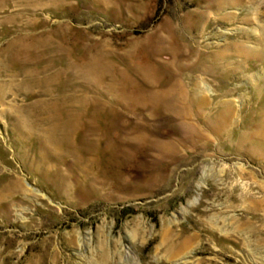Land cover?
I'll list each match as a JSON object with an SVG mask.
<instances>
[{"label":"rangeland","instance_id":"rangeland-1","mask_svg":"<svg viewBox=\"0 0 264 264\" xmlns=\"http://www.w3.org/2000/svg\"><path fill=\"white\" fill-rule=\"evenodd\" d=\"M0 101V264H264V0H0Z\"/></svg>","mask_w":264,"mask_h":264},{"label":"bare ground","instance_id":"bare-ground-1","mask_svg":"<svg viewBox=\"0 0 264 264\" xmlns=\"http://www.w3.org/2000/svg\"><path fill=\"white\" fill-rule=\"evenodd\" d=\"M236 1V0H235ZM190 53V52H189ZM188 54V53H187ZM186 56H190V55H186ZM190 65V64H189ZM193 67V66H192ZM183 85V84H182ZM200 85V84H199ZM196 87V86H195ZM197 90H198V88H197ZM1 102V101H0Z\"/></svg>","mask_w":264,"mask_h":264}]
</instances>
